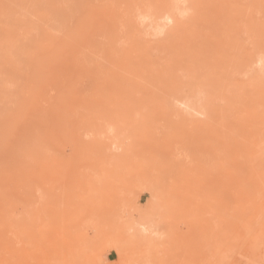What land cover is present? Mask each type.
<instances>
[{"label": "rangeland", "instance_id": "374dc122", "mask_svg": "<svg viewBox=\"0 0 264 264\" xmlns=\"http://www.w3.org/2000/svg\"><path fill=\"white\" fill-rule=\"evenodd\" d=\"M255 1L0 0V264H264Z\"/></svg>", "mask_w": 264, "mask_h": 264}, {"label": "bare ground", "instance_id": "6f19581e", "mask_svg": "<svg viewBox=\"0 0 264 264\" xmlns=\"http://www.w3.org/2000/svg\"><path fill=\"white\" fill-rule=\"evenodd\" d=\"M256 1H255L256 3H255V6H254L252 12L254 14L255 13L257 14V16H258L257 21L254 22V19L252 21H251V19L247 20L245 15L250 17V13H252V12H250L249 9H245L244 14L242 13L243 11L237 12V13L241 12L244 16L242 23L240 22L241 24H239L240 30H239L238 34H244L247 37V39L250 40L252 47L249 50H246L243 48L242 44L240 43L239 36L237 39L232 38V35L234 33V28H236V26L234 25V27H233L226 16L232 15L233 12H235V10H234V8H228L226 6L228 2L227 3H226V1L223 2V3H226V5L217 4V7L215 6L213 8V9H215L213 12V15L211 17H209V19H211V25H213L215 28L218 26L220 28H223L222 30L224 31V35H225L224 37H226L227 39H230L231 43H232L231 49H233V50L230 51L231 53L229 55L225 54L226 56H221L222 66L220 68V72L218 73L219 76L217 78L218 80H221L222 83H225L227 85H231L230 82H232V83H234L233 86L249 87L248 82L244 83L245 82L244 80L234 78V76H235L234 74H236L238 72H243V70H245L246 72H248L250 74L251 73H255V74L258 73V75H260V77L264 78V3H263L264 1L262 0L263 1L262 4L259 3L261 1H258V0H256ZM220 2L222 3V1H220ZM228 4H231V3H228ZM260 4L262 6H259ZM236 11H237V9H236ZM234 14H236V13H234ZM229 19H230V17H229ZM237 24H238V22H237ZM215 32H216V29H215ZM214 37H215L216 42L221 41V39L219 37H217V36H214ZM252 40H253V42H252ZM254 40H255V42H254ZM224 45L225 44H223V42L221 45L219 44V46H221L222 49L224 48ZM221 54H222V52H221ZM229 59H230V61H229ZM249 76L247 77L248 80H249ZM250 78L253 79L252 77H250ZM247 93L250 94L249 92H247ZM254 110L257 111L256 108H254ZM252 115H253V113H252ZM246 119H248L251 122V123H249L250 129L244 130L242 132V135H244L246 138H249V140H251V139H253L252 138L253 135L258 134L257 133L258 131H264V126H263L262 122H260V121L257 122L254 118H251L250 116H246ZM251 124H253V125H251ZM253 127H255V128H253ZM258 158H259V155L253 157L254 160H257Z\"/></svg>", "mask_w": 264, "mask_h": 264}, {"label": "clouds", "instance_id": "9594fccd", "mask_svg": "<svg viewBox=\"0 0 264 264\" xmlns=\"http://www.w3.org/2000/svg\"><path fill=\"white\" fill-rule=\"evenodd\" d=\"M130 231H131V229H130Z\"/></svg>", "mask_w": 264, "mask_h": 264}]
</instances>
